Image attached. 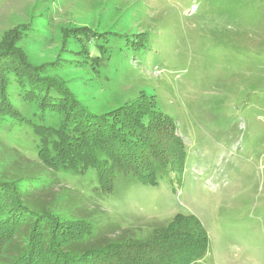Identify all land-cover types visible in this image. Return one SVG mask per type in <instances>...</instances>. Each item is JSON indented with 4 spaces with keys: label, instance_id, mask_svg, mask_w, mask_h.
<instances>
[{
    "label": "rangeland",
    "instance_id": "374dc122",
    "mask_svg": "<svg viewBox=\"0 0 264 264\" xmlns=\"http://www.w3.org/2000/svg\"><path fill=\"white\" fill-rule=\"evenodd\" d=\"M5 45L32 67L49 64L42 78L60 79L88 113L154 106L186 153L182 173L155 186L118 173L109 192L95 188V169L63 181L35 158L38 138L27 127L59 120L39 118L10 75L7 96L26 124L0 127L5 176H33L40 187L39 178L53 180L38 200L84 220V242L144 240L176 215L193 216L208 246L192 264H264V0H0Z\"/></svg>",
    "mask_w": 264,
    "mask_h": 264
},
{
    "label": "trees",
    "instance_id": "16d2710c",
    "mask_svg": "<svg viewBox=\"0 0 264 264\" xmlns=\"http://www.w3.org/2000/svg\"><path fill=\"white\" fill-rule=\"evenodd\" d=\"M18 32L13 30L9 36ZM47 66L32 67L13 46L0 47V127L6 121H20L6 92L10 75L22 88V100L37 103L39 118L50 114L59 120L58 127L27 126L38 138L35 158L40 165L63 181L66 174L95 169V188L99 185L109 192L118 173L150 186L170 171L182 173L185 146L170 118L143 101L104 114L88 113L60 79L42 78ZM62 67L58 61L55 69ZM24 122L21 118L19 123ZM2 172L0 264H192L208 246L201 223L181 215L174 216L164 231L144 240L121 234L104 238L102 245L84 242L91 234L78 233L84 220H67L51 211L52 204L38 200L53 180L39 178L40 187L30 184L36 180L33 176L12 179ZM110 178L111 185H105Z\"/></svg>",
    "mask_w": 264,
    "mask_h": 264
}]
</instances>
